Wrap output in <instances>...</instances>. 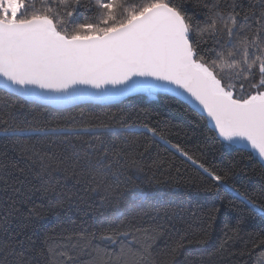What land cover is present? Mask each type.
Segmentation results:
<instances>
[{
	"label": "trees",
	"instance_id": "16d2710c",
	"mask_svg": "<svg viewBox=\"0 0 264 264\" xmlns=\"http://www.w3.org/2000/svg\"><path fill=\"white\" fill-rule=\"evenodd\" d=\"M83 2L89 7L77 8L72 24L96 21L97 0ZM128 2L139 4L143 0ZM241 2L248 10L258 5L259 0ZM35 3L37 8L41 6V0ZM183 3L193 23L203 26L213 15L212 5L225 10L232 0H183ZM227 39L223 33L217 37L205 33L200 54L210 61L214 49H219ZM5 121L23 128H97L103 133L68 139L50 132L23 133L15 145L17 149L27 146L30 150L70 155L74 151L71 145L79 149L91 142L98 147L121 150L129 162L136 161L135 166L129 163L124 169L118 193L112 192L106 199H102V189L91 190L95 184L88 175H81L80 168L71 160L61 170L41 172L39 178L35 176L40 171L38 165L26 177L9 169L10 181L25 180L21 187L26 203L21 205V212L34 210L27 221L19 213L9 217L13 232L27 224L24 234L31 237L35 249L28 253L32 264H51L53 259L57 264H95L98 258L103 264H120L117 260L120 245L101 238L113 230L131 231L138 240H150L152 255L141 264H258L264 253V247L259 246L264 241V214L252 205L264 208V162L250 147L228 145L202 114L176 97L149 91L116 104L57 109L28 101L0 87V160L16 161L23 167L26 161L3 133ZM144 125L154 129L156 135ZM173 145L192 160L172 148ZM205 168L226 175V180L218 184ZM108 180H112L110 175ZM228 186L234 187L239 195ZM3 199L0 196V215L4 213ZM144 230H148L147 237ZM0 239L6 241L7 237ZM121 239L130 241L132 237ZM49 247L56 250L55 257L49 254Z\"/></svg>",
	"mask_w": 264,
	"mask_h": 264
},
{
	"label": "snow or ice",
	"instance_id": "6c2138e0",
	"mask_svg": "<svg viewBox=\"0 0 264 264\" xmlns=\"http://www.w3.org/2000/svg\"><path fill=\"white\" fill-rule=\"evenodd\" d=\"M79 7L88 8L89 4L83 0H41L37 8L35 0H0V82L4 89L37 96L52 104L70 103L84 94L88 86L108 91L106 86L111 85L117 93L138 88L182 89L206 112L224 142L250 146L264 161V0L248 10L241 0H232L225 10L212 5L213 15L203 26L193 23L183 0H143L139 4L97 0L95 22L72 24L71 18ZM205 33L212 37L223 33L228 38L219 49H214L210 61L200 54ZM4 123V135L26 163L21 167L16 161L0 160V196L4 197L0 237H7L6 241L0 239V264H32L28 253L35 249L31 237L24 234L27 224L13 232L9 217L19 213L27 221L34 210L21 212V205L26 203L21 187L25 180L10 181L9 169L26 177L38 165L40 171L35 176L39 178L41 172L61 170L71 160L80 168V174L88 175L95 184L91 190L102 189V199H106L108 194L118 193L124 169L129 163L135 166L136 161L129 162L121 150L91 142L79 149L71 145L74 151L70 155L30 150L27 146L17 149L15 145L23 133L50 132L65 139L103 133L97 128L45 130ZM147 131L156 135L154 129ZM181 154L192 160L186 152ZM204 171L209 172L207 168ZM209 175L218 184L226 180V175ZM256 210L264 214V208ZM144 234L147 237L148 230ZM129 236L130 241L121 239ZM101 238L120 245V264H141L152 255L150 240H138L134 232L113 230ZM259 246L264 247V241ZM48 251L53 257L57 255L52 247ZM67 259L71 261L72 257ZM51 264H57L56 260ZM95 264L103 262L98 258ZM258 264H264V253Z\"/></svg>",
	"mask_w": 264,
	"mask_h": 264
},
{
	"label": "water",
	"instance_id": "95a60500",
	"mask_svg": "<svg viewBox=\"0 0 264 264\" xmlns=\"http://www.w3.org/2000/svg\"><path fill=\"white\" fill-rule=\"evenodd\" d=\"M155 83H161V82H155ZM0 87L3 88L2 82H0ZM108 91H105V88L102 87L100 89H95L90 86L87 87V90L84 94L80 95L78 98L74 99L70 103H65V104H52V103H47L44 100L40 99L37 96H23L20 95L19 93H16L12 91L11 89H7L8 92L14 93L28 101H33L37 102L43 105H48L52 106L57 109H64V108H69L73 107L76 105H82V104H97V105H109V104H116L120 103L123 100L133 96V95H138V94H144L149 92L147 89H134L125 93H117L113 91V88L111 85L106 86ZM175 87V86H171ZM4 89V88H3ZM6 90V89H5ZM39 90L37 89V92ZM153 92H158L162 94H167L173 97H176L177 99L181 100L184 103H187L192 109L196 110L200 114H202L208 122V125L215 131L214 124L208 120L206 112H203L201 106H199L196 102H194L190 97H188V94L183 92L182 89H177L176 91H169L165 90L163 88H158L155 90H152ZM218 135V134H217ZM250 147V146H248ZM264 162V161H263Z\"/></svg>",
	"mask_w": 264,
	"mask_h": 264
},
{
	"label": "rangeland",
	"instance_id": "374dc122",
	"mask_svg": "<svg viewBox=\"0 0 264 264\" xmlns=\"http://www.w3.org/2000/svg\"><path fill=\"white\" fill-rule=\"evenodd\" d=\"M129 128H130V127H129ZM131 129H142V127H140V126H139V127H137V126H133V127H131ZM145 129H147V128H145ZM172 148H174L176 151H178L176 147H173V146H172ZM178 152L181 154L182 151L179 150ZM183 156H184V155H183ZM185 157H187V156H185ZM228 187H229L232 191L237 192V190H236L234 187H232V186H228ZM252 205H255L256 208H260L258 205L254 204V203H252Z\"/></svg>",
	"mask_w": 264,
	"mask_h": 264
}]
</instances>
